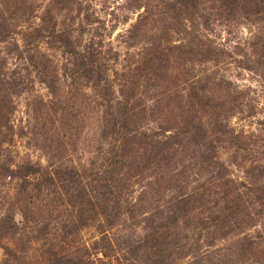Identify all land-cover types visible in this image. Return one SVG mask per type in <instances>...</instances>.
Masks as SVG:
<instances>
[{"label": "rangeland", "instance_id": "1", "mask_svg": "<svg viewBox=\"0 0 264 264\" xmlns=\"http://www.w3.org/2000/svg\"><path fill=\"white\" fill-rule=\"evenodd\" d=\"M0 264H264V0H0Z\"/></svg>", "mask_w": 264, "mask_h": 264}, {"label": "trees", "instance_id": "2", "mask_svg": "<svg viewBox=\"0 0 264 264\" xmlns=\"http://www.w3.org/2000/svg\"><path fill=\"white\" fill-rule=\"evenodd\" d=\"M28 173H29V171H28Z\"/></svg>", "mask_w": 264, "mask_h": 264}]
</instances>
